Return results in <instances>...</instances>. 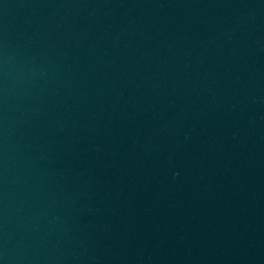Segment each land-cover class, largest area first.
Returning <instances> with one entry per match:
<instances>
[{"label": "water", "instance_id": "water-1", "mask_svg": "<svg viewBox=\"0 0 264 264\" xmlns=\"http://www.w3.org/2000/svg\"><path fill=\"white\" fill-rule=\"evenodd\" d=\"M0 264H264V0H0Z\"/></svg>", "mask_w": 264, "mask_h": 264}]
</instances>
